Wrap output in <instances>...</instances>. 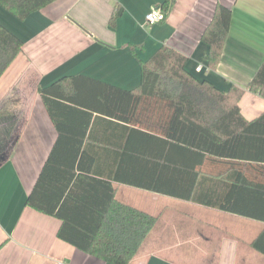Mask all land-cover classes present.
<instances>
[{"label":"crops","instance_id":"0c3cea01","mask_svg":"<svg viewBox=\"0 0 264 264\" xmlns=\"http://www.w3.org/2000/svg\"><path fill=\"white\" fill-rule=\"evenodd\" d=\"M175 1L166 20L152 27L145 16L165 0H57L24 21L0 6V23L24 42L0 77V264H109L59 239L62 222L27 205L58 138L39 88L82 75L132 91L141 84V62L166 46L189 58L187 69L198 79L223 92L244 90L239 106L246 120L264 113V98L247 89L264 63V0ZM219 4L232 10V19L220 63L212 70L202 35ZM117 7L122 15L112 24ZM99 117L88 124L87 136L96 142L88 149L113 155L121 132ZM88 120L68 117L64 129L81 136ZM113 164L108 158L93 167ZM114 186L119 202L159 218L130 264H264L252 248L264 223L180 200L172 201L177 209L164 207L158 194Z\"/></svg>","mask_w":264,"mask_h":264},{"label":"trees","instance_id":"16d2710c","mask_svg":"<svg viewBox=\"0 0 264 264\" xmlns=\"http://www.w3.org/2000/svg\"><path fill=\"white\" fill-rule=\"evenodd\" d=\"M55 1L0 0V6L24 21ZM175 2L163 3L166 17ZM121 15L117 7L110 22ZM231 19L232 10L219 4L202 35L212 70L220 63ZM23 46L0 23V77ZM188 63V57L163 46L141 62L135 90L82 75L39 88L58 138L27 205L62 222L59 239L109 264H130L159 218L119 202L114 184L264 223V113L246 120L239 106L244 90L223 92L195 77ZM247 89L264 98V63ZM77 115L89 119L81 136L64 129L65 119ZM92 116H106L121 132L113 155L88 149L95 142L87 136ZM108 158L113 168L93 167ZM252 248L264 256V230Z\"/></svg>","mask_w":264,"mask_h":264},{"label":"built area","instance_id":"2783aa9c","mask_svg":"<svg viewBox=\"0 0 264 264\" xmlns=\"http://www.w3.org/2000/svg\"><path fill=\"white\" fill-rule=\"evenodd\" d=\"M166 20V16L164 12L161 9H155L153 8L150 12H148L145 16V25L147 27L156 26L158 24H161ZM201 68H198L197 71H200Z\"/></svg>","mask_w":264,"mask_h":264},{"label":"rangeland","instance_id":"374dc122","mask_svg":"<svg viewBox=\"0 0 264 264\" xmlns=\"http://www.w3.org/2000/svg\"><path fill=\"white\" fill-rule=\"evenodd\" d=\"M152 195H157V194H154V193H151ZM158 197H161V198H164L163 200H162V202L161 203H163L164 204V207H166V206H171V207H175L176 209L178 208L177 207V205H174V203L177 201V200H174L173 198H169V197H165V196H161V195H157ZM172 201H175V202H172ZM177 203V202H176ZM175 203V204H176ZM170 207V208H171ZM169 209V208H168ZM186 210V212H192L191 211V209H189L188 207L187 208H185ZM168 215V216H167ZM167 215L165 216V220L167 219L169 222H171V219H170V216H171V214L170 213H168L167 212ZM188 215V214H187Z\"/></svg>","mask_w":264,"mask_h":264}]
</instances>
